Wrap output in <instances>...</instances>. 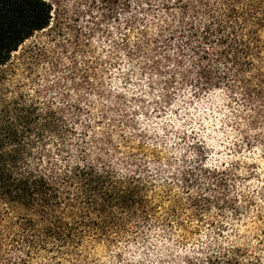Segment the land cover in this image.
<instances>
[{"label":"snow or ice","instance_id":"obj_1","mask_svg":"<svg viewBox=\"0 0 264 264\" xmlns=\"http://www.w3.org/2000/svg\"><path fill=\"white\" fill-rule=\"evenodd\" d=\"M21 4L0 15V264H143L129 246L160 228L152 264H264V0ZM205 101L219 144L188 115Z\"/></svg>","mask_w":264,"mask_h":264},{"label":"rangeland","instance_id":"obj_2","mask_svg":"<svg viewBox=\"0 0 264 264\" xmlns=\"http://www.w3.org/2000/svg\"><path fill=\"white\" fill-rule=\"evenodd\" d=\"M180 115L183 116L184 114L181 113ZM188 115L192 116L193 120L197 123L198 126L200 125L201 122H203L204 125H206L203 128L202 134L207 136L208 141L219 144V140L217 139V137L220 136L222 129H221V127H219L216 120H220V123L223 122L221 119L222 113L215 112V110L213 109L211 104L208 101H205L204 105L201 107H198L196 112H190V113H188ZM173 116H175L176 120L180 119V116H177L175 113H173ZM213 117H216V120H214ZM184 118H185V120H187V116H185ZM213 132L216 133L215 136L212 134ZM211 150L216 151L217 155L220 154L214 148ZM153 233H156V234L154 235ZM147 240L149 241V243H146L142 239H137L135 241V243H133V244H131V246H129V251H132L133 249L136 248V245H140V248L143 250L142 251L137 250L135 252V254L137 256L143 257L145 252L148 253V259H146L143 262V264H152L151 258H153V257L159 258L160 253L168 254V249L170 247H176V246H172L168 242L166 236H164L162 234H158L157 232H149L147 234ZM177 251H179L178 248H177ZM132 264H139V262L134 261V262H132ZM170 264H171V262H170Z\"/></svg>","mask_w":264,"mask_h":264},{"label":"trees","instance_id":"obj_3","mask_svg":"<svg viewBox=\"0 0 264 264\" xmlns=\"http://www.w3.org/2000/svg\"><path fill=\"white\" fill-rule=\"evenodd\" d=\"M22 11V4H21V0H3V2H0V15L3 16V19L5 21V23L7 24L10 20L14 19L19 12ZM157 119H159V117H157ZM212 150L210 149V152ZM147 179V177L141 176V180H145ZM215 226H212L210 232L206 233L209 236V239H212V235L211 232H214ZM150 232H157L158 234H162L164 236L167 237L168 242L172 245V246H176L173 243L172 239H169L168 236L164 233V230L162 228L160 229H153L150 230ZM193 243V246H195V241L194 239L192 241H190Z\"/></svg>","mask_w":264,"mask_h":264}]
</instances>
